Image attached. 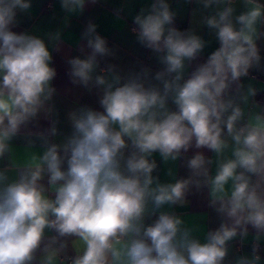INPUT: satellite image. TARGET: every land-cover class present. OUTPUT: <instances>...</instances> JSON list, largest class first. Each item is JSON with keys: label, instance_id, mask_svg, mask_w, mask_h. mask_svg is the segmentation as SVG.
Listing matches in <instances>:
<instances>
[{"label": "clouds", "instance_id": "9594fccd", "mask_svg": "<svg viewBox=\"0 0 264 264\" xmlns=\"http://www.w3.org/2000/svg\"><path fill=\"white\" fill-rule=\"evenodd\" d=\"M97 2L60 0L66 23ZM194 2L207 12L201 22L219 47L187 79V67L207 42L192 28L173 26L168 0H152L133 18L137 41L164 66L154 75L148 67L127 76L112 64L101 69L98 57L114 52L89 22L81 39L90 53L66 62L74 85L102 90L103 111L81 106L69 112L72 131L60 143L52 140L58 119L44 132L27 133L29 158L22 161L11 141L41 113L53 116L57 73L43 38L12 31L31 0H0V160L10 162L0 169V264H224L231 242L248 239L249 226L255 230L251 253L235 255L231 264H261L264 110L252 99L257 89L245 88L241 78L260 67L264 4ZM48 40L56 48L61 31L49 32ZM32 137L42 152L32 151ZM193 147L213 156L197 151L186 158L187 178L176 179L172 168L167 174L174 182L153 176L154 153L175 163ZM193 187H207L209 207L221 217L203 240L197 234L203 229L173 210L186 206ZM69 237L76 255L65 260Z\"/></svg>", "mask_w": 264, "mask_h": 264}, {"label": "crops", "instance_id": "0c3cea01", "mask_svg": "<svg viewBox=\"0 0 264 264\" xmlns=\"http://www.w3.org/2000/svg\"><path fill=\"white\" fill-rule=\"evenodd\" d=\"M152 0H98L96 4L86 3L85 10L82 14H74L67 17V14L62 10L60 0H31L32 7L27 13H17L18 24L12 28V31L21 33L28 32L29 34L43 38L52 53L51 67L55 68L56 76L51 84L56 89L52 101L55 106V111L51 118H45L41 113L37 120L30 122L26 127L21 128V134L11 141L14 151L19 160H27L28 153L24 150L28 143L27 133L44 132L50 127L51 119H58L57 124L58 135L53 137L54 142L60 143L64 137L72 131L71 124L68 119V113L81 107L87 106L96 111H103L99 104L102 90L92 88L91 90L84 88L82 85H74L69 75L70 65L67 60L73 57L84 58L90 53V49L86 47V41L81 39V36L89 22L97 25V33L104 37L107 45L114 52L113 56L98 57L100 68H105L112 64L116 66V71L121 76H127L130 73L139 72L142 68L148 67L152 70V75L156 71L161 70L164 66L159 62L158 55L152 50L143 47L136 39V34L132 31L136 28L133 23V18L137 15L141 8L147 9ZM264 4V0H259ZM171 10L175 13L174 21L186 23V29L192 28L198 35L203 37L207 42L204 51L192 61L186 69L185 79L193 71L197 65L206 62L209 54L219 47V42L213 32L202 24V16L207 12H201L198 9L200 6L193 2L189 3L186 0H168ZM241 7L237 6V11H241ZM195 13V14H194ZM61 31L62 40L54 48L52 42L48 40V33ZM261 30L264 31V25H261ZM261 55L260 67L252 68L249 71L248 77L241 78V82L245 85L251 84L257 89V94L252 99L258 103L261 110H264V38L257 41ZM83 49V51H82ZM99 71V69H98ZM154 83H158L153 81ZM170 107L175 109V106L169 101ZM35 145L32 148L34 152H42V142L35 137ZM130 143V142H129ZM197 151L202 152L206 157L211 158L213 153L207 148L195 149L190 148L187 153L175 163H164L159 153H154V159L158 165L153 172L154 177H158L163 183L174 182L172 176H169L168 169L172 168L175 173V178H187L190 171L186 166V158L191 157ZM127 154V150H126ZM10 166L7 157L0 160V169ZM66 168L67 165L65 164ZM42 183L47 186V176ZM53 195L54 194H50ZM188 203L185 207H175L173 210L181 215L186 222L191 225L199 226L203 231L197 233L201 240L204 234L209 230H214L219 227L221 217L215 210L209 207V197L207 187L197 190L192 188L187 194ZM157 216L146 218L145 223H152ZM55 233H47L54 235ZM255 230L249 226V237L245 241L239 238L231 242L230 252L224 264H231L234 256L247 255L251 253L253 236ZM68 246L61 258L67 259L74 257L76 252L72 246L74 238L69 237ZM262 250L259 251L264 264V241L261 242Z\"/></svg>", "mask_w": 264, "mask_h": 264}, {"label": "trees", "instance_id": "16d2710c", "mask_svg": "<svg viewBox=\"0 0 264 264\" xmlns=\"http://www.w3.org/2000/svg\"><path fill=\"white\" fill-rule=\"evenodd\" d=\"M173 26H175L181 31L186 30V23L184 22L174 21Z\"/></svg>", "mask_w": 264, "mask_h": 264}, {"label": "built area", "instance_id": "2783aa9c", "mask_svg": "<svg viewBox=\"0 0 264 264\" xmlns=\"http://www.w3.org/2000/svg\"><path fill=\"white\" fill-rule=\"evenodd\" d=\"M262 248H263V247H262V244L260 243L259 251H261V250H262Z\"/></svg>", "mask_w": 264, "mask_h": 264}]
</instances>
